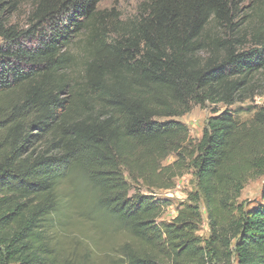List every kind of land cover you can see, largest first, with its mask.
<instances>
[{
  "label": "trees",
  "instance_id": "trees-1",
  "mask_svg": "<svg viewBox=\"0 0 264 264\" xmlns=\"http://www.w3.org/2000/svg\"><path fill=\"white\" fill-rule=\"evenodd\" d=\"M100 1L32 0L21 27L23 0H0V264H264V183L259 204L237 203L264 175V108L228 110L264 75V33L241 0H143L103 38ZM206 105L226 109L191 139L172 119ZM188 173L166 223L153 192ZM79 186L126 238L104 258H64Z\"/></svg>",
  "mask_w": 264,
  "mask_h": 264
},
{
  "label": "rangeland",
  "instance_id": "rangeland-1",
  "mask_svg": "<svg viewBox=\"0 0 264 264\" xmlns=\"http://www.w3.org/2000/svg\"><path fill=\"white\" fill-rule=\"evenodd\" d=\"M143 0H101L96 7V13L101 15V19H96V32L103 38L109 36V22L113 19L124 21L132 19L136 16L137 7ZM32 0H23L20 10L11 18V24L23 26L25 17L29 12ZM240 11L242 16H247L249 20L246 25L248 30H260L264 33V0H241ZM1 42V41H0ZM85 47L80 44V50ZM258 108H264V75L256 77V87L250 99L243 103H236L230 107V110L235 119L239 122L248 121L253 116V113ZM226 107L209 106L200 108L199 106L192 107L191 111L181 118H173V121H178L184 124L189 131L191 139L198 140L201 137L203 129L206 127V122L209 117H212L214 112L221 113ZM167 119H159L164 121ZM174 161V157L170 156L164 165H168ZM127 179V178H126ZM129 195L135 192L146 194L147 191L140 183L132 184ZM264 183V175L256 179L249 180L240 193L237 200L238 204L243 203L245 207L257 205L260 203V195L262 185ZM195 190V180L191 173L175 181V186L171 190L172 196H166L164 191H155L156 199L168 200L171 204L162 217L166 223L174 218L176 208L178 205L186 200L187 195ZM72 193L74 196L72 201L73 210H69L68 217L63 219L62 225L58 229L63 233L62 244L64 247V258L70 259L74 252L83 256L86 253L93 258H104V255L110 254L111 251L116 250L120 243L124 242L126 238L115 227L114 222L107 220L105 215L97 211L94 205L90 202L89 195L82 191L79 186ZM72 199V198H71ZM70 212V215H69ZM60 232V233H61ZM208 225L205 214L202 215V226L198 235L206 238L208 236ZM97 244L95 249L93 245ZM94 248V250L92 249ZM91 250V251H90ZM93 250V251H92Z\"/></svg>",
  "mask_w": 264,
  "mask_h": 264
},
{
  "label": "built area",
  "instance_id": "built-area-1",
  "mask_svg": "<svg viewBox=\"0 0 264 264\" xmlns=\"http://www.w3.org/2000/svg\"><path fill=\"white\" fill-rule=\"evenodd\" d=\"M164 194H166V196H172V194H171V190L164 191Z\"/></svg>",
  "mask_w": 264,
  "mask_h": 264
}]
</instances>
